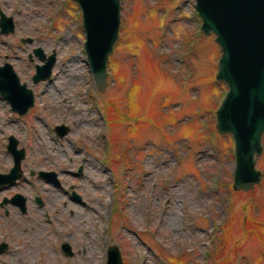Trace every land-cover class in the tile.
I'll use <instances>...</instances> for the list:
<instances>
[{"label":"rangeland","instance_id":"obj_1","mask_svg":"<svg viewBox=\"0 0 264 264\" xmlns=\"http://www.w3.org/2000/svg\"><path fill=\"white\" fill-rule=\"evenodd\" d=\"M120 1L101 92L75 0H0L15 27L0 32V66L35 98L20 116L0 96V173L14 166L10 136L25 151L22 179L0 188V264H106L110 246L122 264H264V149L260 183L235 191L234 142L216 129L228 87L216 79L215 35L202 31L195 0ZM38 48L56 63L34 84ZM16 194L25 214L4 203Z\"/></svg>","mask_w":264,"mask_h":264},{"label":"water","instance_id":"obj_2","mask_svg":"<svg viewBox=\"0 0 264 264\" xmlns=\"http://www.w3.org/2000/svg\"><path fill=\"white\" fill-rule=\"evenodd\" d=\"M82 10V25L86 34L84 43L87 62L96 88L104 92L107 88V63L119 39L121 25L120 0H75ZM195 9L202 19V30L206 36L216 35L220 47L216 79L225 82L228 91L216 111V129L221 135H231L234 141L235 170L233 189L252 191L261 181V172L256 169V158L263 153L264 136V0H195ZM15 30L11 17L0 13V32L8 35ZM34 54L43 61L36 66L33 83L48 81L56 63L55 54L46 57L41 48ZM0 96L11 110L20 116L26 115L34 106V93L21 83L9 63L0 66ZM59 137H64L69 128L55 127ZM8 151L14 166L8 174L0 173V188L13 186L22 179L21 163L25 159L24 149H18V141L9 137ZM81 172V170H80ZM48 182L59 184L52 172H40ZM74 199L80 197L73 193ZM26 198L14 195L11 203L21 213L27 212ZM42 204L40 198H36ZM7 244H0V253ZM62 249L67 256L73 252L69 244ZM106 264H122L117 246L107 249Z\"/></svg>","mask_w":264,"mask_h":264},{"label":"bare ground","instance_id":"obj_3","mask_svg":"<svg viewBox=\"0 0 264 264\" xmlns=\"http://www.w3.org/2000/svg\"><path fill=\"white\" fill-rule=\"evenodd\" d=\"M74 72H78V69H75ZM83 123H84V124H83V125H84L83 131H84V130L87 129L88 124H87V121H86V120H84Z\"/></svg>","mask_w":264,"mask_h":264},{"label":"trees","instance_id":"obj_4","mask_svg":"<svg viewBox=\"0 0 264 264\" xmlns=\"http://www.w3.org/2000/svg\"><path fill=\"white\" fill-rule=\"evenodd\" d=\"M176 264H182L181 262L176 261Z\"/></svg>","mask_w":264,"mask_h":264}]
</instances>
